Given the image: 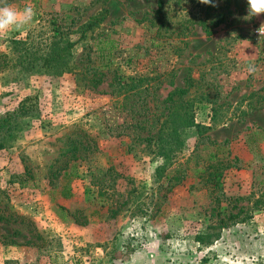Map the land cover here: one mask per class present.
Here are the masks:
<instances>
[{
  "label": "rangeland",
  "instance_id": "obj_1",
  "mask_svg": "<svg viewBox=\"0 0 264 264\" xmlns=\"http://www.w3.org/2000/svg\"><path fill=\"white\" fill-rule=\"evenodd\" d=\"M156 3L0 0L35 13L0 33V116L33 105L1 138L0 264H264V14L230 0L211 35L195 23L160 42L140 21ZM169 6L174 28L203 15L198 0ZM66 44L67 60L45 61ZM114 74L143 76L142 92L112 93ZM181 87L194 124L136 140Z\"/></svg>",
  "mask_w": 264,
  "mask_h": 264
},
{
  "label": "trees",
  "instance_id": "obj_2",
  "mask_svg": "<svg viewBox=\"0 0 264 264\" xmlns=\"http://www.w3.org/2000/svg\"><path fill=\"white\" fill-rule=\"evenodd\" d=\"M230 0L224 1V7H212L210 5H204L201 4L200 6V12L203 11V15L200 16L197 15L194 16V18H184L181 23L178 24V27L174 28V22L171 20V8L170 4H172V0H157L156 8L151 13H146L140 21H143L146 23V26L150 29H153V36L152 41L155 40V38H159L161 41H166L167 39L171 38L176 31H182V30H189L191 29V26L193 24H198L201 29L204 31L205 34L211 35L213 32V29L219 26L221 23H223L228 15L230 14V11L228 10V4ZM177 3L179 5L180 0H174V4ZM169 4V5H168ZM227 9V10H226ZM213 10V12H211ZM88 26L86 27L87 30ZM90 29V28H89ZM179 29V30H178ZM184 31V32H185ZM184 32H181L184 34ZM84 33V32H83ZM179 35V33H178ZM68 44H66L64 47H59L56 49V51L49 54V59H45V61H53L57 60L55 63H62V61L67 60V56L70 54V51L68 49ZM64 48V49H62ZM59 50V51H58ZM60 52V53H59ZM3 59H1L3 64H0V68L6 66L7 63V54H1ZM49 61V62H51ZM1 63V62H0ZM109 63L102 64L99 66L98 64L94 66V73L93 76L90 78V83L92 87H96L98 84H100L103 81V77L105 75V72L101 70L100 67L107 66ZM113 85H115L116 90H111L112 93L114 92H120L123 90L125 92V95H129L130 93L133 95H138L142 91L138 89V82L140 80H143L142 77H136V76H126L124 77L122 74H114L113 76ZM133 91V92H132ZM154 92H149L145 90V94ZM187 93V89L184 87L181 88H174L173 90L169 91L167 93V96L165 98V101L168 103V106L165 107L162 112H160L156 118L154 113L152 112L151 115L153 118H148V116L144 117L142 120L136 121L137 123L134 125L135 128L142 130L143 132H146L145 136H143L139 131L135 133V139L136 140H142L147 143V145L156 144L160 145L165 142L166 135L173 136L176 133L179 134L180 131L183 130V128L187 126H191L194 124V118L193 114L191 113V109L188 107L187 103H184V94ZM261 100L264 102V96L261 97ZM143 104L146 103V100H144ZM178 103L179 105L175 106L174 104ZM141 106V105H140ZM264 106V105H263ZM32 102L31 97H25L19 104L18 108L14 111L6 112L5 114L0 116V147L3 146V142L1 140L2 137L5 136V134H9L11 130L15 127V120L17 119L20 114H26L29 111V108H32ZM167 110L165 113L164 111ZM143 113V112H142ZM160 116H165L160 121V125L157 131V134L155 136L150 135L152 128L155 126L156 122L159 121ZM199 127V125H197ZM131 147V146H130ZM129 147V148H130ZM222 175V172L214 171L209 172V176L211 179H216V177H219ZM230 216L236 217L237 214H231ZM220 225L226 226V223L224 224V220H219ZM217 238V233H206L204 235L198 236L197 241L202 244H210L211 243V237Z\"/></svg>",
  "mask_w": 264,
  "mask_h": 264
},
{
  "label": "clouds",
  "instance_id": "obj_3",
  "mask_svg": "<svg viewBox=\"0 0 264 264\" xmlns=\"http://www.w3.org/2000/svg\"><path fill=\"white\" fill-rule=\"evenodd\" d=\"M198 2L212 7H218L219 4V0H198ZM247 6L248 17L264 14V0H247ZM34 15V9L31 6H26L23 10H17L11 5L0 7V33H5L9 30H19L29 23ZM256 31L259 36H264V23ZM247 71L249 74H252L257 69L255 65H249ZM130 264H137V261L132 260Z\"/></svg>",
  "mask_w": 264,
  "mask_h": 264
},
{
  "label": "built area",
  "instance_id": "obj_4",
  "mask_svg": "<svg viewBox=\"0 0 264 264\" xmlns=\"http://www.w3.org/2000/svg\"><path fill=\"white\" fill-rule=\"evenodd\" d=\"M260 27V26H259ZM259 27H257V28H255L254 29V33L257 35V36H259V34H258V32L256 31ZM259 37H262V38H264V36H259Z\"/></svg>",
  "mask_w": 264,
  "mask_h": 264
}]
</instances>
